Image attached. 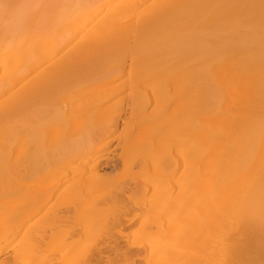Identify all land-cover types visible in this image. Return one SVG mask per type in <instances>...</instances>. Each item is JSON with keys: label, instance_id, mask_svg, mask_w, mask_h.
Listing matches in <instances>:
<instances>
[{"label": "bare ground", "instance_id": "6f19581e", "mask_svg": "<svg viewBox=\"0 0 264 264\" xmlns=\"http://www.w3.org/2000/svg\"><path fill=\"white\" fill-rule=\"evenodd\" d=\"M92 3L95 11L76 26L73 40L65 47L51 49L42 41L33 42L38 60L27 67H20L16 55L0 56V256L15 249L16 252L12 250L15 255L23 252L26 258L30 249L36 253L31 252V260L23 259L22 264L40 257L31 262L35 264V260L48 257L53 243L62 246L57 240L63 242L69 236L64 248H58L62 260L55 259L56 264L59 261L60 264H101V250L89 258L86 255L92 248L87 246L88 250L86 245H95L96 240L100 243L111 240L116 248L124 239L117 233L124 236L128 232L124 226L143 214V221L146 215L151 220L156 237L163 236V241L155 245L160 239L150 238L151 233L146 235L155 241L149 246L152 251L146 247L149 243H145L147 253L153 257L148 260L153 264H175L184 245L200 244L202 239L204 243L209 238L216 245L213 244V256L217 258L218 254V260L227 261L231 250L235 254L231 249L235 244L234 234L243 232L248 233L249 246L238 247V252L236 245L233 246L239 259H253L252 253L258 256L264 252V77L259 78L264 67V0H92ZM170 93L172 100L167 96ZM122 94L129 99L125 103L129 114L124 120L125 129L122 126L125 133L118 142L121 148L118 155L128 176L138 179L137 193L133 195L130 189L126 194L133 195V203L140 212L134 208L136 211L132 213H137L129 212L130 217L128 210L123 215L114 212V219L108 220H115L111 224L120 228L119 232L109 224L108 230L106 227L101 232L96 218L91 217L97 226L92 220L87 223L90 216L124 207V199L116 197L115 192L110 191L116 201L122 199V204L110 208V197V203L103 205L107 202L105 196L96 193L114 187H110L107 174H101L98 167L99 156L106 147L102 138L115 132L118 133L114 137L120 136L119 120L127 108ZM133 120L135 123L130 124ZM135 126L141 127V131L138 139L132 141ZM155 148L162 152L167 149L166 153L169 149L171 157H162L165 153L160 155L158 151L160 156L155 152L156 157L149 163H141V167L135 168L127 162L134 156L150 158ZM158 179L173 182L171 186L166 184L168 187L162 183L157 192V185L149 184ZM67 181L71 184L63 190ZM117 189L120 194L122 191ZM58 196L64 206L54 205L52 210V198L56 200ZM49 200L52 203L43 207ZM189 205L193 208L189 209ZM42 207L51 211L40 218V226L31 222L39 218H33L32 225L27 223L26 228V219ZM188 214L198 217L197 232L184 227L183 220ZM78 222L84 231L80 236L89 237L88 241L78 239L79 234L76 240L71 237L74 224L80 227ZM72 223L71 232L65 230L68 227L64 229ZM92 223L97 229H92ZM22 228L27 233L28 229H34L37 240L53 242L48 246L49 251L46 249L49 254L42 252L41 244L36 249L40 240L26 236L31 239L29 243V239L22 237L24 232L19 235L24 241H17L19 237L17 244L11 246L10 238ZM55 229L60 235L67 231V236L64 232V239L59 235V239L53 238L50 243L46 237L50 238L48 233H54ZM46 231L49 232L45 235ZM138 231L137 228L130 231L131 249L144 244L135 243L134 235ZM168 234L174 241L169 237L166 240ZM222 238L226 239L220 242ZM70 245L87 248L88 253L86 250L84 254L71 253L63 258V253L72 249ZM40 250L44 256H39ZM54 257L56 254L47 260ZM11 258L7 262L0 260V264L3 261L12 264ZM51 260L45 259L46 264H53Z\"/></svg>", "mask_w": 264, "mask_h": 264}, {"label": "rangeland", "instance_id": "374dc122", "mask_svg": "<svg viewBox=\"0 0 264 264\" xmlns=\"http://www.w3.org/2000/svg\"><path fill=\"white\" fill-rule=\"evenodd\" d=\"M264 77V67H263V71L261 72V74H260V76H259V78H263ZM122 97H125V100H124V102H123V104H125V103H127L128 102V100L129 99H127V97H126V94H122L121 95ZM171 100H172V98H173V96H172V94L170 93L169 95H167ZM129 103V102H128ZM125 106L127 107V104H125ZM129 108L127 107L126 109H125V114L121 117V119L119 120V128H118V130H119V133L120 134H118V135H120L119 137H114L118 132H115V133H111V134H109V135H107V136H105V138L103 137L102 138V140H101V142L102 141H104V143L102 142V144H104V146H105V144H106V147H104V149L102 150V152H105V153H103V155H102V153H101V156H99L100 155V153H99V157L97 156L96 158H97V160L96 161H98L99 159H100V161H99V167H98V170L100 171V173L101 174H103L104 173V175H106L107 174V178H108V180H109V184H110V187H112L113 185H114V187H112V188H109V187H107V188H102V192H101V190L99 191V192H101V193H99V192H96V193H98L99 195H104L105 196V199L107 200V202H104L103 203V205H105V204H108V203H110V201H112V204L110 203V204H108L109 205V208L110 207H112L111 205H113V206H118V203H121L120 201L122 200V199H120V198H123L124 199V201H122V205L124 206L123 208H121V209H123V210H121L120 209V207H122V206H119V210H118V208L116 209L115 207H113L112 208V210L111 209H107L106 210V212L105 213H102V214H94V215H96L95 217L92 215V216H90V218H89V220L90 221H87V223H89V222H91V220H92V218L91 217H93V219L94 218H96V219H94V220H98V224L100 225V227L98 228V229H101V232L102 231H104V229H106V227H107V230H108V224L109 225H113V226H111V228L113 229H117L118 227L117 226H115V224L113 223V224H111V222H114L115 220H113L114 219V216H115V214L116 213H118V212H121L120 214L121 215H123V213L124 214H127V211H126V213H125V210H128V213L130 212V213H132V210H135V209H137V211L138 212H140V209L138 210V208L137 207H135V204L133 203V195H135L136 193H137V190H136V186H135V182L136 181H138V179H132L131 177H129L128 176V173H126L127 171V169H126V167L124 166V169H123V166L121 165L123 162L121 161V158H119L120 156L119 155H121V148H120V146L118 145L119 143L118 142H120L121 140H122V138H121V136H123V134L125 133H123V129H125V127H124V125H125V121H126V117H127V114H129V110H128ZM125 120V121H124ZM122 122V123H121ZM132 123H135V121L133 120V121H131L130 122V124H132ZM122 126L124 127L123 129H122ZM184 126H185V124H184ZM135 128H136V130H135ZM117 130V131H118ZM122 131V132H121ZM139 131V132H138ZM140 131H141V127L140 128H137V126H135L134 127V132H133V136H132V141H135V140H137L138 138V136L140 135L139 133H140ZM122 134V135H121ZM108 138H109V140H108ZM111 138H112V140H111ZM120 140H119V139ZM115 139V140H114ZM106 140H108L109 142H105ZM116 140H118V141H116ZM101 142L99 143L100 144V146L102 145L101 144ZM118 145V146H117ZM166 148H167V146H166ZM170 149H171V147H169ZM104 150H107V151H104ZM173 150V149H172ZM171 150V154H174V151H172ZM159 151V152H158ZM166 151H167V149H166ZM166 151H164V152H162L161 150H160V148L159 149H157V148H155V149H153V151H151V154H150V158H146V157H142V156H134V157H132V158H128V160H127V162H130L129 163V165H133V167H141L142 166V164L141 163H144L145 161H147V163H149L150 162V159H152L153 157H156V155L158 156L160 153H165L164 155H161L162 157L163 156H165V157H167L168 156V158L167 159H169V156L171 157V155H170V152H169V149H168V152L166 153ZM155 152H156V155H155ZM159 154H158V153ZM169 153V154H168ZM106 154V155H105ZM119 154V155H118ZM105 155V156H104ZM118 155V156H117ZM159 155V156H160ZM102 156L103 157H105L106 158V156H107V158L108 159H102ZM117 156V157H116ZM173 156V155H172ZM99 158V159H98ZM135 158H136V160H135ZM140 158V159H139ZM102 159V160H101ZM133 159V160H132ZM136 162H135V161ZM132 161V162H131ZM182 162V161H181ZM133 163V164H132ZM124 165V164H123ZM136 165V166H135ZM140 165V166H139ZM118 166V167H117ZM150 171L152 172L153 171V168H152V165L150 166ZM118 169V170H117ZM119 171V172H114V171ZM183 169H182V167L180 168V171H182ZM121 171H123L122 173V176L120 175L121 174ZM115 173H116V175H115ZM119 173V174H118ZM110 177V179H109V177ZM119 176L121 177V179L119 178ZM115 179V177L116 178H118V179H120L118 182H115V181H113L112 179L113 178ZM112 178V179H111ZM122 180V181H121ZM123 180H125L124 182H123ZM130 180V181H129ZM159 181V182H158ZM166 181H167V183H166ZM169 181V182H168ZM69 181H67V183L65 184L64 183V188H63V190H65V186L66 185H68L69 183H68ZM71 182V181H70ZM122 182L124 183V184H122ZM125 182H130V183H125ZM173 182V181H172ZM172 182H171V180H164V179H158V180H155V181H153V182H151L149 185H157V188L155 187V189H156V191L158 192V191H160V189H159V187L161 186V185H166V184H170V186L172 185ZM114 183H116V185L114 184ZM121 183V185H119V184ZM133 183H134V187L133 186H131V184L133 185ZM162 183H164V184H162ZM71 184V183H70ZM70 184H69V186H70ZM189 184V183H188ZM124 185H129L128 187H130V188H126ZM168 185H166L167 187H168ZM186 185V184H185ZM61 186H63V184L61 185ZM61 186H59V191H60V187ZM69 186H66V188L68 187L69 188ZM187 186V185H186ZM195 186V185H194ZM189 187H191V189H192V185L191 186H189ZM62 188H61V191H62ZM117 188H119V191H122V192H120V194L118 193V189ZM195 188V187H194ZM193 188V189H194ZM113 189H116L115 191L113 190ZM130 189H133V190H130ZM188 189V188H187ZM106 192H105V191ZM113 190V191H112ZM127 190V191H126ZM132 191V192H129V193H132L133 195H131V194H129V195H131L130 196V198H131V201L129 202V200H130V198H129V195H127L126 193L128 192V191ZM58 190H57V192H59ZM110 191L111 192H115V194L117 195L116 197H120V196H122V197H120V198H118L117 200H119V201H116L115 200V198L113 197V195H112V193H110ZM56 192V194H58ZM63 192V191H62ZM117 192V193H116ZM60 193V192H59ZM150 193H151V191H150ZM97 194V195H98ZM122 194V195H121ZM124 194V195H123ZM125 195H127L128 196V203H126L127 205L129 204H131L130 205V208H132V206H133V208L130 210V208L126 205V204H124L125 203V199H126V202H127V196L125 197ZM55 197H56V195H55ZM110 197V201L108 202V198ZM51 200V199H50ZM49 200V203H47L46 202V204L45 205H43V207H45V206H48V204H50V202L52 201L53 202V204H51V206H52V210L54 209V205H55V207H59V205H63L62 203L60 204L59 202H60V200H59V196H58V199H56V200H54L53 198H52V200L50 201ZM57 202L58 203V205L55 203V202ZM105 201V200H104ZM113 201H115V203H113ZM51 202V203H52ZM117 202V203H116ZM132 203H133V205H132ZM116 204V205H115ZM120 204V205H121ZM57 205V206H56ZM102 205V204H101ZM64 206V205H63ZM116 206V207H117ZM41 208L40 210V212H37L36 214H34L33 216H31L29 219L27 218L26 219V225H24L26 228H28V226L29 225H32L31 223H30V221L31 220H34V219H38L39 218V220H37V222L38 221H40V218H43L44 216H45V214L48 212V210H49V212L51 211V209H46L47 211H45L44 209L45 208ZM49 207H50V205H49ZM107 207V206H106ZM128 207V208H127ZM51 208V207H50ZM108 208V207H107ZM125 208V209H124ZM135 208V209H134ZM188 208L189 209H191V208H193V205H189L188 206ZM44 211H43V210ZM102 209H103V206H102ZM104 209H105V207H104ZM111 210V211H110ZM130 210V211H129ZM25 212H26V210H24ZM117 211V212H116ZM136 211V210H135ZM134 211V212H135ZM45 212V213H44ZM114 212H115V214H114ZM133 212V213H134ZM40 213V214H39ZM42 213H44L43 215H41ZM129 213V214H130ZM132 213V214H133ZM135 213H137V212H135ZM134 213V214H135ZM40 215V217H39V215ZM128 214V216L130 217V216H132V214H130L129 215ZM191 214H192V212H191ZM191 214H188V216H185V218H184V223H183V225L185 224V226L184 227H187L189 230H195L196 232H197V229H198V226H197V223L196 222H198V220H196V219H198V217L197 218H193V217H195L194 215H193V217L191 216ZM113 215V216H112ZM138 215H139V213H138ZM35 216H38V217H36L35 218ZM142 216H144V214L143 215H140V217L141 218H139V217H137L135 220H134V222H131V224L129 223L127 226L125 225L124 226V231L126 232V231H128V232H124L125 234H124V236H123V234H119V233H117V236L119 237V236H121L122 238H124L123 239V241H127V242H123L122 241V239L120 240V241H122V243L120 244V245H118L115 249L113 248V246H115V244L114 243H112V241L111 240H109L108 242L106 241V243L105 242H103V243H100L99 241H95V239L96 238H92V239H94V240H92L91 239V241L92 242H94L95 241V245L92 243L91 245H92V247H91V245L89 246V245H86V247L88 246L89 248H92V249H90V252H89V254H87V255H89V256H87L86 255V257H92V256H94L99 250H101V257L103 256V255H105L106 253L109 255V256H111L115 251H121V252H118V254H117V252H115L114 254H117L118 255V257L117 258H115L116 257V255H112L110 258H109V256L106 254V259H108L107 261H109L108 262V264L111 262V264H118V262H119V264H127V262H128V264H131L132 262V264H144V260H145V264L150 260V258L151 259H153V257H151L150 255H149V253H147V249H146V247H148V249H149V246H150V243L151 242H155V241H151V240H149L148 239V237L146 236L147 235V233H151V235L149 236L150 238L151 237H154L155 238V240L157 239H160V240H158V243L156 242V244L155 245H157V244H159V242H161V240L163 239V236H162V238H157L156 237V235H155V228H153V224H152V222H151V220H147V218H145L146 216L148 217V215H146L145 217H144V219H146V221H143V219H142ZM111 217L113 218L112 219V221H110L111 220ZM192 217V218H191ZM34 218V219H33ZM88 219V218H87ZM108 219H110V220H108ZM129 219V218H128ZM142 219V223H140V220ZM138 220H139V223H138ZM188 220V221H187ZM108 221V222H107ZM110 221V222H109ZM182 221V222H183ZM32 223H36V224H39V226H40V222H36L35 220L34 221H31ZM80 222V221H79ZM79 222H78V226H80V227H77V223H76V225L74 224V226H73V223L72 224H68L66 227H64V229L65 228H67V229H65V230H69L70 232H71V230L69 229V225H72L73 226V228H74V232H76V233H74V232H71L70 234H71V237L72 238H76V236L79 234V236L77 237L78 239H80V237H81V239L83 238L84 240H82V241H86L87 240V238L89 239V237H84L83 235H81L80 236V232L82 231L83 233H84V231L82 230L83 229V227H81V225H79ZM92 222H93V220H92ZM95 222V221H94ZM93 222V223H94ZM127 222H129V221H127ZM194 222V223H193ZM29 225H28V224ZM92 223V224H93ZM96 223V222H95ZM94 223V224H95ZM199 223V222H198ZM93 224V225H94ZM143 224V225H142ZM91 225V224H90ZM96 226H97V224H95ZM94 225V226H95ZM98 225V226H99ZM140 225V227L138 228V226ZM72 226H70V227H72ZM87 226H89L88 224H87ZM94 226L92 227V225H91V227H92V229L94 230V229H97V227L95 226V228H94ZM133 226V227H132ZM137 226V227H136ZM34 228L36 227L35 225L33 226ZM77 227V228H76ZM110 227V226H109ZM194 227V228H193ZM196 227V228H195ZM24 229V230H26L25 232L23 231V228H22V230H20L19 231V233L15 236V237H11L10 238V242H11V246H12V243H15V244H17V241H20V242H23L24 240H23V238L22 237H32V238H34L33 240H37V237L36 236H34V235H36L35 233H33V230L34 229H28V233H27V229ZM37 228H38V226H37ZM63 228V227H62ZM73 228H71V229H73ZM76 228V229H75ZM81 228V229H80ZM111 228H109V229H111ZM136 230V228L139 230L137 233H136V235H134V239H136L135 241V243L136 244H141L142 245V243H144L142 246H140L138 249H135V248H132L131 249V247L129 248L128 246H130V245H128L129 243H130V241H131V239H132V233H130V231H132V230H134V229ZM140 228H142V229H140ZM191 228V229H190ZM60 229V228H59ZM85 229V228H84ZM111 229V230H112ZM130 229V230H129ZM186 229V228H185ZM188 229H186V230H188ZM56 230V229H55ZM65 230L62 232L63 234L62 235H60V234H56V232L58 233V231L59 230H56L55 232H54V230H53V232L55 233V237L53 236L52 238H51V236L54 234V233H52V232H49V231H52V230H49V231H46V233H45V235L48 233V235L50 234V238L47 236L46 237V239H49V241H50V243H51V240L54 238H56L55 240H57V239H59V238H63L64 239V237H62L63 235H64V232H65ZM91 230V229H90ZM119 230H120V228H118V230L116 231V232H119ZM62 231V230H61ZM114 231V230H113ZM25 234H24V233ZM32 232V233H31ZM67 232V231H66ZM66 232H65V235H66ZM79 232V233H78ZM82 232H81V234H82ZM136 232V231H135ZM134 232V233H135ZM21 233H23L24 235H21L22 237H20L19 235L21 234ZM27 233V234H26ZM30 233V234H29ZM61 233V232H60ZM127 233H130V235H131V238H127V237H129V236H125V235H128ZM153 233V234H152ZM34 234V235H33ZM52 234V235H51ZM77 234V235H76ZM234 234V233H233ZM232 234V235H233ZM245 234V235H244ZM59 235H60V237H59ZM170 234H168V235H166L167 236V238H166V240L168 239V237H169V239H171V240H173L172 238H170L171 236H169ZM239 234H234V237L235 238H233L235 241H233V242H235V244L234 245H231L230 243V245L232 246V248L231 247H229L227 244V246H228V248H229V251H230V248L231 249H234V251H233V253H235V254H233L234 255V257H233V255H232V250L230 251V253L231 254H229L228 252V248H227V253L229 254V257H230V255H231V258H229V257H226V258H229V260L227 259V261H224V259L225 258H223V260H218L219 258V256H218V254H216L217 255V258H215L216 256H213V255H215L214 254V249H215V244H214V242H212L211 240H210V238L209 237H207V238H209L208 240H210L211 242H209L208 243V240L207 241H205V242H207L208 243V245L204 242V243H202L204 240L202 239L201 241H200V244H187V245H184V247L181 249V250H179V254L180 255H178V259H175V260H177L176 261V263L175 264H200V259H201V264H219L220 262H223L222 264H264V252H263V250H262V252L260 253V254H257L258 256H256L255 254H251L252 255V258L253 259H239L237 256H236V252H238L237 251V249H238V247H243V246H249L248 245V243L246 242L247 241V236H248V233H245V232H243V234H241V235H239V236H241V237H239L238 236ZM67 236V235H66ZM206 236H207V234H206ZM237 236V237H236ZM242 236H244V237H242ZM20 237V238H19ZM26 237V238H27ZM36 237V238H35ZM59 237V238H58ZM92 237V236H91ZM126 237V238H125ZM175 237V236H174ZM231 237H233V236H231ZM246 237V238H245ZM19 238V240H17ZM45 238V237H44ZM66 239H64L63 240V242H61L62 240L61 239H59V240H57V241H60V243H62V246L60 245L59 246V244L58 243H55V245H57L58 244V246L60 247V249L61 248H64V245L65 244H63L64 243V241L65 240H67V241H69V236L68 237H65ZM68 238V239H67ZM85 238H86V240H85ZM165 238V237H164ZM27 239H29V238H27ZM27 239H25V242H26V240ZM43 239V238H42ZM125 239H127V240H125ZM168 239V240H169ZM223 239H226V238H222L221 240H220V242H223V241H225V240H223ZM238 239V240H237ZM240 239V240H239ZM17 240V241H16ZM33 240H32V244H33ZM41 241V239H38L37 241ZM45 240V239H44ZM76 240V239H75ZM133 240V239H132ZM165 240V239H164ZM170 240V241H171ZM28 241V240H27ZM30 241H31V239H29V243H30ZM53 241V240H52ZM56 241V242H57ZM80 241V240H79ZM82 241H80V243L82 242ZM88 241V240H87ZM91 241L89 240V242L91 243ZM163 241V240H162ZM174 241V240H173ZM172 241V242H173ZM24 242V243H25ZM45 241H41V242H38L37 243V245H36V249L38 248L37 246H39L40 244L41 245H43V248L41 249L42 250V252L43 251H46V249H48V246L49 245H51V244H49V242L46 240V244L44 243ZM98 242V243H97ZM129 242V243H128ZM246 242V243H245ZM45 245H47V247L46 246H44V244ZM107 244V245H105V244ZM127 243V244H126ZM145 243L147 244V243H149V245L148 246H146L145 247ZM189 243H191V242H189ZM194 243V242H193ZM239 243V244H238ZM242 243V244H241ZM244 243V244H243ZM26 244V243H25ZM34 244H36V242H34ZM39 244V245H38ZM74 244H75V242H74ZM77 244H78V242H77ZM105 245L103 248H102V245ZM215 246H214V245ZM221 244H223V243H221ZM233 244V243H232ZM246 244V245H245ZM14 245V244H13ZM24 245V244H23ZM72 245H73V243H72ZM72 245H70V247H72ZM83 245H85V243H83ZM83 245H78V246H83ZM98 245H100V246H98ZM154 245V244H153ZM153 245H151L152 247H153ZM235 245H236V252H235ZM18 246H20V245H18ZM26 246V245H25ZM28 246H29V244H28ZM53 246H54V243H53ZM53 246H51V247H49V249L51 250L50 251V254H52V256L46 251L45 253H48L49 255H47L48 257H53V255L55 256V254H56V257H54L53 259L54 260H51L50 258V260L51 261H56V260H62V258H60L61 256V251H58L59 249V247H57V246H54V248H52ZM78 246H74V247H72V249H70L69 250V253H68V251L66 252L67 254H65V252L63 253V258L65 257L64 255H66V257L68 256V254L69 255H71V253L72 254H74V255H76V256H78V255H80V254H84L85 253V251L87 250V248H86V250H84V248H79ZM108 246H111V247H108ZM145 248H144V247ZM192 246V247H191ZM200 246V247H199ZM234 246V247H233ZM263 246V245H262ZM262 246H260V250L261 249H263L264 248V246H263V248H262ZM22 247V246H21ZM29 247H31V249L33 248V249H35V247L33 246H29ZM40 248H41V246H39ZM83 247H85V246H83ZM99 247L101 248V249H99ZM108 247V248H107ZM196 247V248H195ZM199 247V248H198ZM203 247V248H202ZM14 248H15V246H14ZM44 248H45V250H44ZM68 248L69 247H66V249L68 250ZM77 248V249H76ZM89 248H88V250H89ZM105 248H107V249H109V250H105ZM129 248V249H128ZM206 248H208V250L206 249ZM25 249V248H24ZM49 249H48V251H49ZM55 250L54 252H55V254H54V252L52 251V250ZM80 249V250H79ZM118 249V250H117ZM125 249V250H124ZM128 249V250H127ZM146 249V250H145ZM151 249V251H152V248H150ZM149 249V250H150ZM258 249V248H257ZM12 250H14L15 251V249H10V250H8V252L7 253H5V255L3 254V255H1L0 256V260H4V259H6V260H4V261H6L7 262V259L9 258V257H15V259H19V257H20V259L18 260L19 261V264H22V262H25V261H23V259H25V260H27V259H29L30 257H32L31 256V252L32 251H34V250H30L29 249V251L27 250V257L25 258V256L23 255L24 253L22 252L21 253V255L19 256V254L18 255H15L14 253L17 251H15V252H13ZM37 250H39V249H37ZM41 250H40V252H41ZM71 250H74V251H72L71 252ZM81 250H83V251H81ZM88 250L86 251L87 253H88ZM97 250V251H96ZM122 250H124L123 252H122ZM58 251V252H57ZM64 251V250H63ZM66 251V250H65ZM110 251V252H109ZM113 251V252H112ZM127 251V252H126ZM202 251V252H201ZM13 252V253H12ZM25 252V251H24ZM30 252V253H29ZM38 252V251H37ZM40 253L39 254V256H41V255H43L44 256V253ZM150 256V257H148V256H146L147 254ZM184 252V253H183ZM205 252H207V253H205ZM258 252V251H257ZM33 253H36V251L35 252H32V254ZM39 253V252H38ZM37 253V254H38ZM121 253H123L122 255H121ZM216 253H217V251H216ZM255 253H256V251H255ZM58 254V255H57ZM120 254V255H119ZM142 255V257H141V255ZM150 254H151V252H150ZM202 254H203V256H202ZM9 255V256H8ZM11 255H14V256H11ZM23 255V257L24 258H22L21 256ZM46 255V254H45ZM132 255V256H131ZM152 255V254H151ZM182 255V256H181ZM205 255V256H204ZM3 256V257H2ZM16 256H18V257H16ZM30 256V257H29ZM34 256V255H33ZM85 256V255H84ZM108 256V257H107ZM179 256H180V258H179ZM196 256V257H195ZM209 256V257H208ZM224 256V255H223ZM38 257V256H37ZM37 257H35L36 259H37ZM48 257L46 258L45 256H44V260L42 261H39L40 260V257H38V259L39 260H35V261H37L36 263L38 264H46V262H45V259H46V261H50V260H47L48 259ZM100 257V260H101V264H107V261H106V259H105V257H103V258H101ZM126 257V258H125ZM135 257V258H134ZM174 257V256H173ZM182 257V258H181ZM184 257V258H183ZM186 257V258H185ZM210 257H211V259H210ZM12 258L11 259H9V261H11V263L12 264H18L17 262V260H14V258H13V260H12ZM34 258V259H35ZM69 258V257H68ZM71 258V257H70ZM75 258V257H74ZM112 258H115V259H112ZM131 258H133V261L131 262L130 261V259ZM172 258V257H171ZM195 258V259H194ZM197 258H200V259H197ZM34 259L32 258V261L34 262ZM56 259V260H55ZM67 259V258H66ZM76 259V258H75ZM77 259H78V257H77ZM82 259H83V256H82ZM128 259H129V261L131 262V263H129V261H128ZM149 259V260H148ZM213 259V260H212ZM218 260V262H217V260ZM220 259H222L221 257H220ZM30 260H31V258H30ZM79 260H81V259H79ZM119 260V261H118ZM122 260V261H121ZM171 260H173V259H171ZM174 260V261H175ZM252 260V261H251ZM4 261H3V263L2 264H4ZM17 261V262H16ZM21 261V262H20ZM32 261H30V262H27L28 264L30 263V264H33V263H31ZM151 261H153V260H151ZM210 261V262H209ZM215 261V262H214ZM220 261V262H219ZM43 262H45V263H43ZM80 262V261H79ZM117 262V263H116ZM150 262V261H149ZM206 262V263H205ZM212 262V263H211ZM226 262V263H225ZM27 263H23V264H27ZM35 263V264H36ZM50 262H47V264H49ZM55 264H56V262H54ZM53 263V264H54ZM164 263V262H163ZM169 263V262H168ZM51 264V263H50ZM57 264H60V261L57 263ZM150 264H153V263H151L150 262ZM158 264H160V263H158ZM165 264V263H164ZM173 264V263H172ZM221 264V263H220Z\"/></svg>", "mask_w": 264, "mask_h": 264}, {"label": "clouds", "instance_id": "9594fccd", "mask_svg": "<svg viewBox=\"0 0 264 264\" xmlns=\"http://www.w3.org/2000/svg\"><path fill=\"white\" fill-rule=\"evenodd\" d=\"M94 11L92 0H0V56L16 55L27 67L38 60L33 42L65 47Z\"/></svg>", "mask_w": 264, "mask_h": 264}]
</instances>
